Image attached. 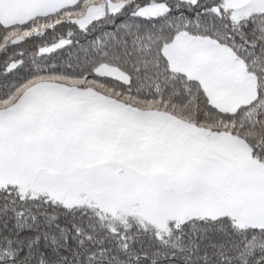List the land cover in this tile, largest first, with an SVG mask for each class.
<instances>
[{"label": "snow or ice", "instance_id": "obj_1", "mask_svg": "<svg viewBox=\"0 0 264 264\" xmlns=\"http://www.w3.org/2000/svg\"><path fill=\"white\" fill-rule=\"evenodd\" d=\"M0 264H264V0H0Z\"/></svg>", "mask_w": 264, "mask_h": 264}]
</instances>
